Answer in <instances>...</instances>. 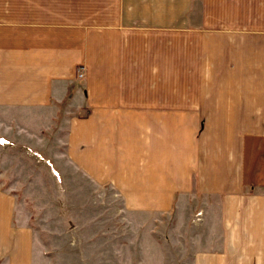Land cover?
I'll return each instance as SVG.
<instances>
[{"label":"crops","instance_id":"0c3cea01","mask_svg":"<svg viewBox=\"0 0 264 264\" xmlns=\"http://www.w3.org/2000/svg\"><path fill=\"white\" fill-rule=\"evenodd\" d=\"M0 140V264L103 192L176 210L178 264H264V0H0Z\"/></svg>","mask_w":264,"mask_h":264},{"label":"rangeland","instance_id":"374dc122","mask_svg":"<svg viewBox=\"0 0 264 264\" xmlns=\"http://www.w3.org/2000/svg\"><path fill=\"white\" fill-rule=\"evenodd\" d=\"M49 182L42 184L47 187ZM89 202L54 208L52 215L49 206L37 210L43 232L37 235L34 251L43 258L36 264H178L186 243L179 239L176 210L170 216L134 217L113 192ZM104 236L105 247L98 248Z\"/></svg>","mask_w":264,"mask_h":264},{"label":"built area","instance_id":"2783aa9c","mask_svg":"<svg viewBox=\"0 0 264 264\" xmlns=\"http://www.w3.org/2000/svg\"><path fill=\"white\" fill-rule=\"evenodd\" d=\"M81 71H82V70H80L79 73L77 74V77H78V78L81 77ZM0 143H2V140H0Z\"/></svg>","mask_w":264,"mask_h":264}]
</instances>
